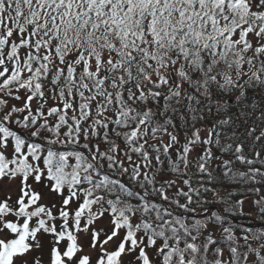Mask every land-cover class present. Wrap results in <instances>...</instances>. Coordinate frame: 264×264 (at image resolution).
<instances>
[{"label": "snow or ice", "instance_id": "6c2138e0", "mask_svg": "<svg viewBox=\"0 0 264 264\" xmlns=\"http://www.w3.org/2000/svg\"><path fill=\"white\" fill-rule=\"evenodd\" d=\"M0 264H264V0H0Z\"/></svg>", "mask_w": 264, "mask_h": 264}]
</instances>
